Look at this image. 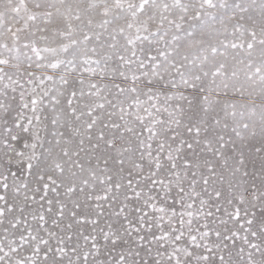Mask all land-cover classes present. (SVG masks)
<instances>
[{"label": "snow or ice", "instance_id": "snow-or-ice-1", "mask_svg": "<svg viewBox=\"0 0 264 264\" xmlns=\"http://www.w3.org/2000/svg\"><path fill=\"white\" fill-rule=\"evenodd\" d=\"M0 264H264V0H0Z\"/></svg>", "mask_w": 264, "mask_h": 264}]
</instances>
